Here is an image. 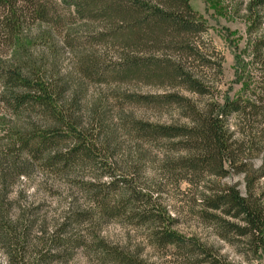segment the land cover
<instances>
[{
    "label": "rangeland",
    "instance_id": "1",
    "mask_svg": "<svg viewBox=\"0 0 264 264\" xmlns=\"http://www.w3.org/2000/svg\"><path fill=\"white\" fill-rule=\"evenodd\" d=\"M50 1L54 0H46L48 3ZM252 1L189 0L193 10L203 16L207 23V30L195 37L194 41L213 65L218 61L221 63L219 73L208 68L203 60L185 58L173 48L160 47L154 51V55L177 61L181 55V64L213 85L215 97L224 92L231 98L261 95L260 89L255 88L260 80L258 64H250L253 83L245 92L241 84L236 82L234 68V55L241 53L246 61L249 60V55L242 52L247 40L264 32V9L252 8L251 13L249 7ZM55 7L59 13H66L59 0H55ZM28 21L22 38L27 41L30 62L39 69L46 82L61 91L63 111L71 112L86 135L92 136L96 153H92L90 159L77 160L66 169L47 166L44 161L22 153L16 164H12V156L1 161L0 212L14 228L11 230L9 226L11 235L14 232L20 236L23 230H27V235L24 245L14 244L11 240V243L5 240V244L4 239H0V264H10L6 252L8 247L17 253V259L24 256L28 261L26 264L48 250L57 255L39 264H115L108 255H103L104 248L120 250L145 264H194L201 257L196 251L194 254H185V250H178L174 245L164 248L155 245L150 236L152 224L130 218L131 208L137 206L164 209L174 219L172 229L203 243L222 263L264 264V257L243 256L240 253L243 246L237 239L230 234L228 238L222 237L220 234L223 230L219 225L202 213L204 195L229 185L235 186L243 194L250 191L264 202V175L259 176L261 154L251 152L245 156L243 172L231 170L223 177L200 173L192 176L193 183H189L180 179L183 172L169 167V164H174L187 153L175 149L176 140L146 139L130 125L132 120L183 124L187 119L175 105H144L127 100V95L178 92L197 104L204 101L206 96L167 83L159 85L111 76L110 71L119 60L116 48H112L106 38L84 43L86 33L99 34L106 29L103 22L86 21L88 31H77L74 37L79 39L75 40L66 35L65 29L69 25L83 28L84 19L71 18L67 24H55L54 27L37 22L36 19L30 18ZM14 49L10 45L2 46L1 57H11ZM83 56L98 63L104 74H85L81 63ZM252 89L255 91L253 94ZM27 120L35 122L39 129L49 124L34 113L18 119L5 109L0 100V151L9 144L11 126ZM71 141L60 140L53 145L54 149L63 152L71 145ZM44 153L47 152L42 151ZM113 180L114 183L107 187L108 182ZM104 182L103 189L101 186H91ZM126 187H133L134 191L146 194L147 198L121 207L124 198L119 193ZM99 189L104 190L106 196L98 194ZM117 205L120 207L119 214H111L109 208ZM103 207H106V211ZM73 212L80 214L81 220L68 223L61 235L68 238L81 236L88 247H68L60 251L61 246L54 247L50 238L57 225ZM100 240L104 248L97 246Z\"/></svg>",
    "mask_w": 264,
    "mask_h": 264
},
{
    "label": "trees",
    "instance_id": "2",
    "mask_svg": "<svg viewBox=\"0 0 264 264\" xmlns=\"http://www.w3.org/2000/svg\"><path fill=\"white\" fill-rule=\"evenodd\" d=\"M59 1L65 14L57 11L55 0L50 3L46 0H0V48L7 45L15 48L12 56L6 59L1 57L0 50V100L5 109L18 119L34 113L49 122L44 129L37 128L35 122L28 120L12 125L9 144L0 151V165L7 156H12L11 162L16 164L22 153L29 158L44 161L47 166L66 169L77 160L90 159L92 153H96L92 136L88 135L89 138L86 135L71 112L63 111L60 104L61 91L46 82L39 69L30 62L27 41L22 38L23 29L30 18L52 27L55 24L65 25L71 18H80L85 20L83 28L69 25L65 29L66 35L79 39L74 36L81 29L88 31L86 21L103 22L106 29L99 34L86 33L84 43L106 38L111 47L116 48L119 60L110 71L111 76L159 85L167 83L199 96H206L200 104L178 92L126 96L127 100L144 105H175L187 119L183 124L130 121L133 130L141 137L174 139L175 149L187 151L174 164H169L173 170L183 172L180 179L193 183L192 176L200 173L223 177L231 170L243 172V160L251 152L261 154L259 176L264 175V32L247 40L242 52L249 55V60L246 61L241 53L234 55L236 82L241 84L243 92L250 89V84L253 83L250 64H258L261 72L255 88L260 89L261 95L254 98H231L224 92L215 97L213 85L209 81L180 63L181 55H184L185 58L203 60L208 68L217 73L221 70V63L218 61L213 65L194 41L195 37L207 30V23L203 16L193 10L189 0ZM252 8L264 9V0H253L249 7L251 13ZM160 47L178 51L181 54L179 60L154 55V51ZM81 61L82 69L88 76L93 73L96 76L104 74L102 67L92 58L83 56ZM254 92L252 89V94ZM65 139L72 140L65 151L54 149L56 142ZM42 151L47 153L43 155ZM114 181H109L107 187ZM104 185L105 182L91 184L94 188H102ZM102 189H99L98 194L103 193ZM103 194L106 196V193ZM119 194L124 198L120 203L121 207L147 198L146 194L134 191L133 187H126ZM101 200L102 207L103 199ZM202 203L203 215L219 225L223 230L220 234L222 237L228 238L230 234L237 239L243 246L240 251L243 256L264 257V202L258 196L250 191L243 194L235 186L229 185L219 191L207 193ZM119 209L117 205L109 208V211L111 214H119ZM103 210L106 211V207ZM131 211L130 218L152 224L150 236L155 245L161 248L174 245L178 250H185V254L198 252L196 254L201 257L194 264H230L222 263L197 239L186 237L172 229L174 219L164 209L158 207L157 210H152L137 206L131 208ZM80 216L73 212L57 225L50 238L54 247L61 246L60 251L68 247H88L81 236L68 238L61 235L68 223L79 222ZM9 226L11 227L0 212V239H4V243H11V240L14 244L24 245L27 230H23L20 236H16L13 231L11 235ZM12 229L14 228L11 227ZM230 242L236 245L233 241ZM97 246L104 248V243L100 240ZM102 250L103 255H108L115 264H145L120 250ZM6 252L10 264L28 262L24 256L17 259V253L13 251L12 255L9 247ZM56 255L57 253L48 250L45 254L33 257L28 264L47 262Z\"/></svg>",
    "mask_w": 264,
    "mask_h": 264
}]
</instances>
